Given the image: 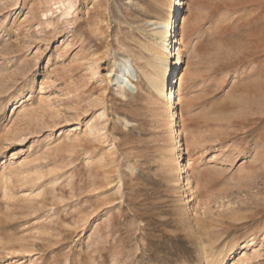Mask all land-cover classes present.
Wrapping results in <instances>:
<instances>
[{"label":"rangeland","instance_id":"obj_1","mask_svg":"<svg viewBox=\"0 0 264 264\" xmlns=\"http://www.w3.org/2000/svg\"><path fill=\"white\" fill-rule=\"evenodd\" d=\"M170 1L0 0V264H264V0H179V126L142 73Z\"/></svg>","mask_w":264,"mask_h":264},{"label":"bare ground","instance_id":"obj_2","mask_svg":"<svg viewBox=\"0 0 264 264\" xmlns=\"http://www.w3.org/2000/svg\"><path fill=\"white\" fill-rule=\"evenodd\" d=\"M170 8L173 11L180 13L181 8L179 6V0H171ZM185 22L186 21L183 14L180 13L177 17L176 24H174L172 18L163 21L160 20L159 22L152 24L153 28L150 30L152 39L149 41L150 45L146 49L151 57V62H147L146 69L142 72L144 79L150 85L152 90L155 91L157 100L163 101L165 103L170 118L176 120L175 123L177 126H179L180 120L176 114L175 106L176 101L179 100L178 86L182 81V76L180 73L177 74V86H175L173 83L172 74L181 64V45L184 37ZM118 68L119 72L113 80L115 81L114 86L117 87L118 95L122 96L124 95L125 88H135L132 82L137 81V78L132 65V60L130 58L122 59L118 65ZM148 68L152 71L149 72ZM121 121V124L125 128L128 127L129 122L126 118H122ZM177 133L178 139L181 133L179 130H177ZM178 147V151L181 152L183 149H181L179 140ZM182 171H184L183 174L186 176V168H183ZM183 179L186 182L188 181L187 176ZM233 250V248L228 249L215 256L206 254L202 258L201 264H224V262H226L232 257V254H234Z\"/></svg>","mask_w":264,"mask_h":264}]
</instances>
